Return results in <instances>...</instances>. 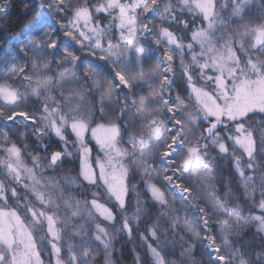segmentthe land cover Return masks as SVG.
<instances>
[{
	"label": "snow or ice",
	"instance_id": "6c2138e0",
	"mask_svg": "<svg viewBox=\"0 0 264 264\" xmlns=\"http://www.w3.org/2000/svg\"><path fill=\"white\" fill-rule=\"evenodd\" d=\"M11 6L0 264H264V0Z\"/></svg>",
	"mask_w": 264,
	"mask_h": 264
},
{
	"label": "trees",
	"instance_id": "16d2710c",
	"mask_svg": "<svg viewBox=\"0 0 264 264\" xmlns=\"http://www.w3.org/2000/svg\"><path fill=\"white\" fill-rule=\"evenodd\" d=\"M23 10H24V0H12V6L9 9L8 17L5 18V20L2 22L3 24L7 25L9 32L19 31L31 20L30 16L24 15ZM2 39L3 38L0 37V40H2ZM80 55L84 56L85 59H90L89 57L85 56L84 53H80ZM81 71H83V70L81 69ZM177 83L179 84L180 81H177ZM181 90H182V88H181ZM28 144H29V151H34V149L31 148V146H32V140L31 139L28 140ZM52 148H55V144L52 145ZM94 151H95V149H94ZM94 151H93V153H94ZM41 155H43V153H41ZM71 168H73V165H70V164L69 165H63L62 171L67 172ZM221 175L227 177L229 174L227 172H222ZM234 194L239 197L240 201H243V193L242 192L234 193ZM249 208H250V205L245 204L244 211L242 213L244 216L249 215ZM254 235H255V228L253 227L251 229V231L248 232V235H247V237H245V239H252ZM116 247L119 248L120 245L117 244ZM129 247H131V245H129ZM179 250H180L179 246H177V255L179 254ZM201 255H202L201 252L198 251L197 252V259H200ZM126 264H131L130 259L128 261H126Z\"/></svg>",
	"mask_w": 264,
	"mask_h": 264
},
{
	"label": "rangeland",
	"instance_id": "374dc122",
	"mask_svg": "<svg viewBox=\"0 0 264 264\" xmlns=\"http://www.w3.org/2000/svg\"><path fill=\"white\" fill-rule=\"evenodd\" d=\"M161 58H162V56H161ZM154 63H155V57H153V59L150 61V63L145 65V66L149 67L151 65H154ZM177 66H178V63H177ZM53 67H55V66H53ZM185 96H186V93H185ZM31 148H33V147L31 146ZM96 155H97V152L94 151L93 156L95 157ZM221 195H223V193H221ZM257 199H259V194L258 193H257ZM236 202H237V200H235V199L233 201H231V203H236ZM45 260H47V256H45Z\"/></svg>",
	"mask_w": 264,
	"mask_h": 264
}]
</instances>
